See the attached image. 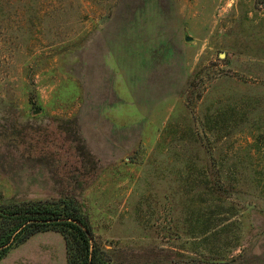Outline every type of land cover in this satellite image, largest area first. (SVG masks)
<instances>
[{
    "label": "rangeland",
    "instance_id": "374dc122",
    "mask_svg": "<svg viewBox=\"0 0 264 264\" xmlns=\"http://www.w3.org/2000/svg\"><path fill=\"white\" fill-rule=\"evenodd\" d=\"M69 194L110 264H264V0H0V201Z\"/></svg>",
    "mask_w": 264,
    "mask_h": 264
},
{
    "label": "trees",
    "instance_id": "16d2710c",
    "mask_svg": "<svg viewBox=\"0 0 264 264\" xmlns=\"http://www.w3.org/2000/svg\"><path fill=\"white\" fill-rule=\"evenodd\" d=\"M79 155L71 163L82 168L83 154ZM49 230L64 239L65 264H110L107 251L93 241L91 224L76 197L0 201V259L32 235Z\"/></svg>",
    "mask_w": 264,
    "mask_h": 264
},
{
    "label": "water",
    "instance_id": "95a60500",
    "mask_svg": "<svg viewBox=\"0 0 264 264\" xmlns=\"http://www.w3.org/2000/svg\"><path fill=\"white\" fill-rule=\"evenodd\" d=\"M184 38H185L186 41H190L191 40V36H189L188 34H185V37Z\"/></svg>",
    "mask_w": 264,
    "mask_h": 264
}]
</instances>
